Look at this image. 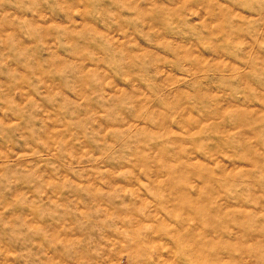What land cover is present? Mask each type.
Listing matches in <instances>:
<instances>
[{
	"label": "rangeland",
	"instance_id": "obj_1",
	"mask_svg": "<svg viewBox=\"0 0 264 264\" xmlns=\"http://www.w3.org/2000/svg\"><path fill=\"white\" fill-rule=\"evenodd\" d=\"M0 264H264V0H0Z\"/></svg>",
	"mask_w": 264,
	"mask_h": 264
}]
</instances>
